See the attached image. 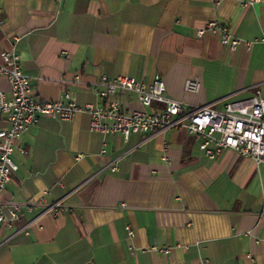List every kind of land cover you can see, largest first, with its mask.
Instances as JSON below:
<instances>
[{"label": "crops", "instance_id": "1", "mask_svg": "<svg viewBox=\"0 0 264 264\" xmlns=\"http://www.w3.org/2000/svg\"><path fill=\"white\" fill-rule=\"evenodd\" d=\"M213 20L241 40L234 50L218 32L198 36ZM262 36L264 0H0V53L18 56L30 94L69 92L80 107L102 103L91 88L102 74H159L184 111L264 96ZM115 98L143 109L132 91ZM89 122L42 116L22 134L1 199L36 204L0 224V264H264V163L206 155L184 128L125 140Z\"/></svg>", "mask_w": 264, "mask_h": 264}, {"label": "built area", "instance_id": "2", "mask_svg": "<svg viewBox=\"0 0 264 264\" xmlns=\"http://www.w3.org/2000/svg\"><path fill=\"white\" fill-rule=\"evenodd\" d=\"M205 32H218L220 43L231 50L241 43L216 20L209 21L197 34L202 36ZM260 40L264 41V36ZM0 56V75L6 77L10 85L8 93L0 90V115L9 124L8 127H0V224L6 227H11L20 217L22 208L32 210L36 204L32 201H2L1 195L18 169L13 152H25L20 142L22 134L36 125L42 116L70 120L75 114L86 112L90 116L91 131L118 133L125 140L133 133L151 134L184 128L198 137L199 148L206 155L214 157L223 149H231L251 158L256 164L264 163V96L259 91L248 98L227 101L221 107L204 105L184 111L181 101L166 94L165 83L159 74L149 81H137L123 74L116 77L102 74L91 86L102 103H86L80 107L69 92L52 101L35 98L30 94L31 78L23 72L18 56L7 51H2ZM118 91L134 92L143 109L122 111L115 98ZM111 169H117L116 161ZM41 203L45 212L53 216L64 209L60 202H37ZM127 230L132 234L129 226Z\"/></svg>", "mask_w": 264, "mask_h": 264}]
</instances>
